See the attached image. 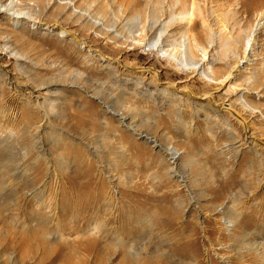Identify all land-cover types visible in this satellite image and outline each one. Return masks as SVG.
Here are the masks:
<instances>
[{
    "label": "rangeland",
    "instance_id": "rangeland-1",
    "mask_svg": "<svg viewBox=\"0 0 264 264\" xmlns=\"http://www.w3.org/2000/svg\"><path fill=\"white\" fill-rule=\"evenodd\" d=\"M13 1L23 18L0 13V264H264V0ZM124 13L137 22L118 39ZM156 37L175 61L145 47ZM200 48L227 83L177 62Z\"/></svg>",
    "mask_w": 264,
    "mask_h": 264
},
{
    "label": "bare ground",
    "instance_id": "bare-ground-1",
    "mask_svg": "<svg viewBox=\"0 0 264 264\" xmlns=\"http://www.w3.org/2000/svg\"><path fill=\"white\" fill-rule=\"evenodd\" d=\"M13 5H14V1L13 0H9V1H7V3H5L2 7H0V13L1 12H5V13H7V12H10V14H13L12 15V18H14V19H18V18H23L24 17V14H22V13H17V14H14V11L12 10V8H13ZM123 10V9H122ZM134 10V9H133ZM119 11H121V10H119ZM9 14V13H8ZM30 20V19H29ZM122 21H124L123 23H122V25L118 28V29H116L115 28V30H113L114 32H115V36H116V38H118V39H123V38H126V37H124V28L130 23L131 25L132 24H136V22H137V15H136V13L134 14V13H132V14H126V13H124L123 14V18H122ZM95 23H97V22H95ZM257 25H258V23H257ZM155 26V23H152L151 24V27H152V29H153V27ZM155 28V27H154ZM159 40H161L160 39V37H156V38H154V39H151V40H148L147 41V43H146V45H145V47H147V49H151V50H154V51H156L157 53H159V54H161L162 56H164V57H166V58H168V59H172V60H176V58H175V56L174 55H172V54H170L169 52H167V49H165V44L163 43V41L161 40L160 42H159ZM142 42H144L145 43V40L144 41H142ZM250 37L249 38H247L246 39V41H245V44H244V50L246 51V50H248V48H249V45H250ZM136 45H138V44H140L141 42H140V40H136L135 42H134ZM143 47H144V45H142ZM200 52H201V56H200V59H199V61H197V62H195V63H193V64H188V63H186V61L185 60H179V61H177L179 64H181V65H183V66H186L187 67V69H194V70H196L199 74H200V76L202 77V79L206 82V83H212V84H214V83H218V84H225V83H227L228 82V78H229V74H227V75H225L223 78H221V79H217V78H215L214 77V74H213V72L212 71H206L203 67H202V64H203V62L205 61V60H207L206 59V52H205V50L203 49V48H200ZM160 55V56H161ZM182 66V67H183ZM239 98H240V96H238L237 97V100H239ZM238 102H240V101H238ZM244 106H247V107H249V108H251V109H253L252 107H250V106H248L247 104H246V102H245V105ZM234 112V111H233ZM236 113V112H235ZM236 116H238L237 114H235ZM220 197H221V195L219 194L218 195V199H220ZM215 198V197H214ZM216 199V198H215ZM87 203V202H86ZM89 204V203H88ZM65 206V205H64ZM84 206V205H83ZM86 207V206H85ZM87 210V209H86ZM85 210V211H86ZM30 218H31V216H30ZM227 220H228V222H231L232 223V225H234V228H235V230L233 231L235 234H236V236H239V238L241 237H246V233L244 232V230H243V227H240L239 226V224H240V214L239 213H237L236 211H233L232 209L231 210H229V211H227V213H226V217H225ZM46 220V219H45ZM32 225V224H31ZM230 226V225H229ZM48 226H46L45 224L44 225H41L40 227L39 226H27V227H25V229H24V233L21 235V237H23V238H21L20 240V243H19V240H18V243H17V241H16V243L14 242V238H15V236H16V234L17 233H19V232H17V229L16 228H13V226L11 227L12 229H11V231H7V232H10L9 233V236L8 237H5V241H6V244L8 243H15V247H16V245L18 246V248L19 247H23L24 246V248H27V251L28 250H31V249H28V248H33L34 246H33V244H32V240L34 239V236L35 235H40V234H44V233H47L48 231H49V228H47ZM228 227V225H226V228ZM21 230V229H20ZM19 230V231H20ZM195 231H191V234H188V236L187 235H185V236H180L179 238H178V241L180 240V238H181V242L185 245V244H187V245H189L188 243H194V241L196 240V239H194L193 238V235L195 234L194 233ZM230 234V233H229ZM232 234V233H231ZM96 235V234H95ZM222 236V235H221ZM235 236V237H236ZM190 237V239H187V238H189ZM231 237V236H230ZM36 238V237H35ZM35 240V239H34ZM40 240V239H39ZM97 240V239H96ZM41 241V240H40ZM0 242H2L1 240H0ZM176 242V241H175ZM174 242V243H175ZM2 243H0V245H1ZM7 244V245H8ZM43 244V243H42ZM86 245H84V250H87V251H89V249L91 250L92 248H94V246L96 245L97 246V241L95 242L94 240H91L90 238H89V240H87V242L85 243ZM5 245V244H4ZM3 245V246H4ZM44 245V244H43ZM2 246V245H1ZM95 246V247H96ZM12 247V246H11ZM46 247V246H45ZM107 249H109L110 250V248L109 247H105V248H99L98 250L100 251V250H107ZM253 249L255 250V249H258V246H257V244H256V246L255 247H253ZM173 250V249H172ZM175 251V252H174ZM173 252H174V254L175 255H178V256H185L186 255V252H184L183 253V251H181V249L180 248H176L175 250H174ZM193 255V254H192ZM128 259V260H127ZM164 259H165V257H164ZM134 260V259H133ZM157 261L159 260L158 258L156 259ZM127 261H131L129 264H135V260L134 261H132V258H129L128 257V254H125V257H123V259H122V261L120 262V264H125L124 262H127ZM137 263V262H136ZM168 264H172V261H168Z\"/></svg>",
    "mask_w": 264,
    "mask_h": 264
}]
</instances>
